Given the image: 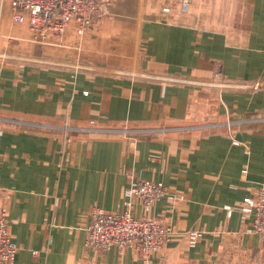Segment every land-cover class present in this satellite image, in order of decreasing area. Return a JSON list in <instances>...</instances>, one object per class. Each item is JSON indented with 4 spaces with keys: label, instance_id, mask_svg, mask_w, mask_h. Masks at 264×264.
<instances>
[{
    "label": "crops",
    "instance_id": "obj_1",
    "mask_svg": "<svg viewBox=\"0 0 264 264\" xmlns=\"http://www.w3.org/2000/svg\"><path fill=\"white\" fill-rule=\"evenodd\" d=\"M181 1L113 0L82 34L71 20L38 45L0 0V203L12 264H264L252 217L226 210L264 186V127H199L264 113V0ZM38 55L51 64L16 60ZM65 122L167 131L65 138ZM133 178L166 189L147 212L132 206L172 231L147 263L134 248L85 245L91 208L123 210ZM190 229L203 231L194 246Z\"/></svg>",
    "mask_w": 264,
    "mask_h": 264
},
{
    "label": "built area",
    "instance_id": "obj_2",
    "mask_svg": "<svg viewBox=\"0 0 264 264\" xmlns=\"http://www.w3.org/2000/svg\"><path fill=\"white\" fill-rule=\"evenodd\" d=\"M111 2L112 0H10V5L13 10L12 19L17 22L26 21L34 37L43 39L40 40L43 42L49 34H62L71 20L76 23V32L82 34L92 26L96 16L105 14ZM186 3L187 0H183L182 7H185ZM144 75L145 77L178 83L200 84V82L165 75ZM246 121L247 123L256 122L255 119ZM60 128L65 138L69 132L103 134H126L130 132L132 134L133 130L135 132L167 131V128L132 130L129 128L73 126L66 122ZM186 128L188 126L184 125L169 129L181 130ZM165 195L166 189L160 181L142 178L131 179L124 191L123 210L106 211L96 206L91 208L85 245L101 252L107 251L112 246L118 248L119 251L134 248L140 254L143 262L147 263L152 254L169 242L172 231L168 225L161 221L145 216H134L132 206L134 200L139 201L143 211L147 212L155 200ZM226 210L229 213L233 210H240L250 215L252 217V231L264 240V186H260L254 196H246L240 203L227 206ZM202 237V230H188L186 232L187 245L194 246ZM16 251L17 246L10 236L8 212L5 206L0 203V264H12ZM34 253L36 252L34 251Z\"/></svg>",
    "mask_w": 264,
    "mask_h": 264
},
{
    "label": "rangeland",
    "instance_id": "obj_3",
    "mask_svg": "<svg viewBox=\"0 0 264 264\" xmlns=\"http://www.w3.org/2000/svg\"><path fill=\"white\" fill-rule=\"evenodd\" d=\"M10 1V0H9ZM112 2H113V0H112ZM112 2H111V4H112ZM183 3V0L181 1V4ZM187 3H188V0H187ZM187 3H186V6H187ZM110 4V5H111ZM186 6L185 7H183V8H186ZM109 7L110 6H108V8H107V10H106V12L108 11V9H109ZM11 9H12V7H11ZM105 12V13H106ZM12 15H13V10H12ZM104 15V14H103ZM100 16H102V15H100ZM100 16H96L94 19H93V22H92V25L93 24H95V21L100 17ZM12 18V17H11ZM13 20V19H12ZM14 21V20H13ZM15 22H17V21H15ZM24 22H26V21H24ZM27 23V22H26ZM70 23V22H69ZM28 25V24H27ZM29 27V26H28ZM32 33V32H31ZM50 35V34H49ZM48 35V36H49ZM48 36L45 38V41H43V42H40V40H43V39H39V38H35L34 37V34L32 33V40L36 43V44H38V45H41V44H44V43H46L47 42V40H48ZM42 57H45V56H42ZM41 56H33V57H31V58H24V57H21V58H16V60H23L24 61V59H32L33 60V62L34 63H36V64H42V65H49V64H51L50 63V59H46V60H43V58H42ZM40 58H42V59H40ZM44 62H46V63H44ZM248 119H255V123H252L253 125H255V126H257V127H264V113H256V114H250V115H247V116H242V117H240V118H238V120L237 119H234V118H232L229 114L228 115H226V116H224V119H221L222 121H219V119L218 120H206V121H204L203 123H201L202 125L201 126H199L200 128H203L204 130H213V129H216V128H218L219 126L218 125H220L219 123L221 122V126L220 127H225V129L227 128L228 129V131L231 129V128H233L234 127V125H238V127H244V126H247L248 124H247V121L246 120H248ZM237 120V121H236ZM232 121H236V122H232ZM238 121H240V122H238ZM251 124V123H250ZM207 125H209V126H207ZM230 132V131H229Z\"/></svg>",
    "mask_w": 264,
    "mask_h": 264
}]
</instances>
